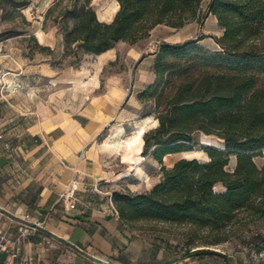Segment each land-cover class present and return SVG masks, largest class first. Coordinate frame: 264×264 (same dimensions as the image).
Instances as JSON below:
<instances>
[{
    "label": "trees",
    "instance_id": "obj_1",
    "mask_svg": "<svg viewBox=\"0 0 264 264\" xmlns=\"http://www.w3.org/2000/svg\"><path fill=\"white\" fill-rule=\"evenodd\" d=\"M62 1L48 7L44 23L64 32L71 63L119 41L134 44L158 24L180 28L212 14L223 30L213 37L214 49L200 39L159 45L154 80L137 98L149 105L142 118L156 120L143 135L141 153L160 164L161 179L148 192H112L118 216L127 223L151 220L212 231L240 214L264 218V165L253 159L264 149V0H208L204 13L202 0H116L110 22L98 19L92 0H67L59 9ZM198 133L222 139L224 149L203 146L207 161L181 158L163 165L166 155L190 150ZM231 155L236 164L229 171ZM217 184L222 192L214 190Z\"/></svg>",
    "mask_w": 264,
    "mask_h": 264
},
{
    "label": "crops",
    "instance_id": "obj_2",
    "mask_svg": "<svg viewBox=\"0 0 264 264\" xmlns=\"http://www.w3.org/2000/svg\"><path fill=\"white\" fill-rule=\"evenodd\" d=\"M113 15L108 20L98 19L110 22ZM205 18L217 23L212 14ZM205 26L191 22L180 28L158 24L149 35L152 38L156 34L153 39L159 45L200 39L198 43L205 46L203 43L211 40L206 47L214 49L213 37L223 30L218 25L221 32L217 34ZM136 44L131 55L140 60L143 51ZM155 55L152 50L145 59L146 67L153 65ZM95 56L102 64L113 54L109 49ZM151 82L152 72L141 67L134 81L127 77L110 80L117 98L113 105L73 101L72 107L55 108L41 103L24 116L20 111L12 124L0 105V234L15 239L20 222L40 223L34 234L20 239L16 256L11 244L0 252V264H264V260L244 254L186 252L112 212V199L105 189L126 167H120L124 165L121 155L109 145L115 135L120 146L123 134L131 136L145 120L130 123L133 113L123 107V102L131 91L138 94ZM104 129L106 133L97 141ZM116 157L120 165L113 163ZM72 184L76 187L74 208L61 199Z\"/></svg>",
    "mask_w": 264,
    "mask_h": 264
},
{
    "label": "rangeland",
    "instance_id": "obj_3",
    "mask_svg": "<svg viewBox=\"0 0 264 264\" xmlns=\"http://www.w3.org/2000/svg\"><path fill=\"white\" fill-rule=\"evenodd\" d=\"M55 1L0 0V105L11 118L10 124L15 117H20V111L24 116L41 103L51 104L55 108L61 105L66 108L72 107L73 101L78 103L91 101L97 106L104 102L113 105L117 98L112 94L110 80L127 77L128 80L134 81L141 67H145L147 72H152V82L154 80L153 65L146 67L148 63L145 59L152 50L158 49V40L153 39L155 33L152 38L148 35L136 42L143 51L140 60L131 55L136 43L119 41L111 48L113 54L111 60L101 64L95 55L83 54L78 62L71 63L73 54L65 56L64 32L55 24L44 23L46 10ZM207 3L208 0H202V13L205 12ZM67 4V0H63L58 8ZM92 4L100 20L110 19L117 7L116 0H92ZM191 23L201 24V27L205 24L206 30L210 32L217 34L221 32L218 23L211 18ZM36 36H41L44 42H40ZM203 44L211 45V40H206ZM123 107H128L132 111L133 120L130 121L132 124L142 118L149 109V105L142 103L132 91L123 102ZM70 110L72 111V108ZM155 125L156 120L153 116L145 118L138 123L131 136L128 137L124 133L122 144L115 148L112 146L119 138L115 135L112 138L114 142L110 143L109 146L112 148L110 150H114L116 154L120 153V160L124 165L121 166L118 157L113 163L126 168L116 174L114 178L117 181L105 189L110 196L114 191L129 194L148 192L160 181V164L148 156H142L141 153L143 135ZM106 131L104 129L97 136V141H101ZM201 142H213L214 147L224 149L222 139L198 133L191 143L190 150L166 155L163 158V165L171 167L181 158L207 161L208 156L202 149L205 145H201ZM116 154L114 156H117ZM253 159L258 166L264 165V149ZM134 163H138L139 168L133 167ZM235 164L236 157L231 155L226 169L231 171ZM214 190L222 192L224 187L217 184ZM132 223L138 228L161 235L167 242L186 252L208 249L228 255L244 254L264 260V218L240 214L217 231L151 220Z\"/></svg>",
    "mask_w": 264,
    "mask_h": 264
},
{
    "label": "built area",
    "instance_id": "obj_4",
    "mask_svg": "<svg viewBox=\"0 0 264 264\" xmlns=\"http://www.w3.org/2000/svg\"><path fill=\"white\" fill-rule=\"evenodd\" d=\"M1 138V135H0ZM75 185H71L70 189L63 193L61 195V199H63L64 201L69 203V207L70 208H74L75 206ZM110 205H111V209L112 212L116 215H118V211L115 208V206L113 205L112 201H110ZM40 225L39 222L37 223H26V222H20L18 224V237L15 239H11L9 236H7L6 234H0V252H3L4 250H6V246L8 244L12 245V254L13 256H16L17 253L19 252L20 249V239L22 237H27L31 234H34L37 231L38 226ZM44 240L42 239V242Z\"/></svg>",
    "mask_w": 264,
    "mask_h": 264
},
{
    "label": "bare ground",
    "instance_id": "obj_5",
    "mask_svg": "<svg viewBox=\"0 0 264 264\" xmlns=\"http://www.w3.org/2000/svg\"><path fill=\"white\" fill-rule=\"evenodd\" d=\"M116 4H117V5H116L117 7H116V10L114 11V14H115L116 11L118 10V3L116 2ZM206 144H211V145H213V142H206ZM117 146H118V144H117V143H114L112 147L115 148V147H117Z\"/></svg>",
    "mask_w": 264,
    "mask_h": 264
},
{
    "label": "water",
    "instance_id": "obj_6",
    "mask_svg": "<svg viewBox=\"0 0 264 264\" xmlns=\"http://www.w3.org/2000/svg\"><path fill=\"white\" fill-rule=\"evenodd\" d=\"M200 144H201V145H205V146H213V145H211V144H206L205 142H201ZM220 149L223 150V148H220Z\"/></svg>",
    "mask_w": 264,
    "mask_h": 264
}]
</instances>
